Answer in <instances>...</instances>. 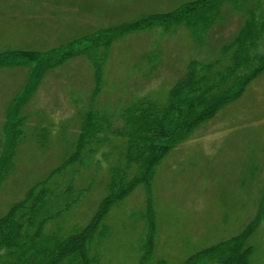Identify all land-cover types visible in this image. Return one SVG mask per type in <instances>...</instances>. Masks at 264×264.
Listing matches in <instances>:
<instances>
[{"label":"rangeland","instance_id":"374dc122","mask_svg":"<svg viewBox=\"0 0 264 264\" xmlns=\"http://www.w3.org/2000/svg\"><path fill=\"white\" fill-rule=\"evenodd\" d=\"M192 1L0 0V53L87 46L89 41H77ZM219 1L190 26L176 22L170 28L129 31L113 40L102 56L96 92L93 63L84 54L45 69L15 118L22 119L21 134L0 181V217L73 151L80 115L89 107L112 114L113 125H119L120 109L140 96L164 100L191 60L214 58L245 22L255 19L264 27V0ZM261 37L254 49L260 54L264 33ZM100 49L92 47L91 55ZM28 64L33 66L0 64V156L7 148V109L22 93ZM121 144L107 133L103 145L85 159L88 166L77 162L69 167L79 170L75 188H89L68 211L46 222L45 233L56 230L57 223L66 235L90 221L106 194L108 168L117 161ZM68 172L57 175V185L67 180ZM148 197L155 233L152 254L144 264H182L195 252L237 235L256 215L258 225L248 239L253 246L249 260L264 264V71L161 159L149 195L138 185L110 208L104 219L108 232L93 246L97 264L141 263Z\"/></svg>","mask_w":264,"mask_h":264},{"label":"trees","instance_id":"16d2710c","mask_svg":"<svg viewBox=\"0 0 264 264\" xmlns=\"http://www.w3.org/2000/svg\"><path fill=\"white\" fill-rule=\"evenodd\" d=\"M218 1L195 0L171 12L150 14L130 23L98 30L77 41H89L87 46L67 44L43 53H0V64L3 65L33 63L32 67L28 64L30 72L22 93L7 109L8 120L3 129L7 148L0 156V181L10 168L13 143L21 134L22 119L17 121L15 118L45 69L68 57L84 54L93 63L96 92L100 85L102 56L113 40L126 32L154 26L170 28L176 22L190 26L193 18H203ZM259 25L255 19L245 22L211 60H191L185 72L168 89L164 100L149 96L133 99L119 110V125H113L112 114L96 107H89L80 115L73 151L45 178L29 187L23 198L0 217L2 264H97L98 254L93 246L99 244L108 232L104 219L110 208L138 185H143L149 195L155 169L161 159L221 107L238 98L247 85L264 71V53L254 51L264 33L263 24ZM92 47L101 48L102 54L91 55ZM107 133L120 138L122 144L118 148L117 161L108 168L106 194L95 213L83 228H73L66 235L61 234L57 223L54 224L56 230L45 233L46 222L68 211L89 188H75L74 179L79 170L69 167L77 162L88 166L85 159L103 145ZM67 169V180L57 185V175ZM145 218L147 232L141 247L140 264L149 259L153 249L155 222L149 197ZM258 221L256 215L237 235L195 252L182 264H250L253 246L248 239Z\"/></svg>","mask_w":264,"mask_h":264}]
</instances>
